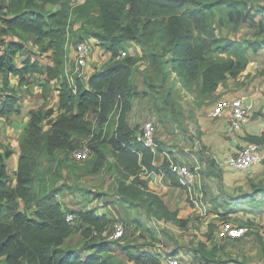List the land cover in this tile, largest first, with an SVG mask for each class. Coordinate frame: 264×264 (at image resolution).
<instances>
[{
  "label": "rangeland",
  "instance_id": "rangeland-1",
  "mask_svg": "<svg viewBox=\"0 0 264 264\" xmlns=\"http://www.w3.org/2000/svg\"><path fill=\"white\" fill-rule=\"evenodd\" d=\"M203 1L211 4L212 11L207 19L216 35L238 43L264 39V33L261 34L264 32V20L263 29L257 21L255 24L245 22L234 26L226 20L228 4L247 2L254 7V11L264 14V0ZM87 2L69 0L73 9L66 38V72L69 76L74 72L77 45L89 41L93 47L84 69L83 81L94 72L105 70L113 61L112 54L96 39H85L86 33L98 32L101 26L99 13ZM58 9V6H47L49 11ZM11 42L24 45L22 52L14 59L18 67L28 59L39 61L43 67L53 65V53L37 45L34 36L9 31L0 22V52H5ZM248 56V68L238 80L231 79L224 85V89H227L224 94L239 92L252 84L260 92L264 90V51L254 53L248 50ZM128 57L134 59L127 94L132 106L129 124L135 134H139L145 124L154 125V140L160 150L158 152L157 149L155 161L158 167L168 161L164 154H169L174 163L191 168L196 175L194 192L199 206L191 202L186 190L174 187L163 175L153 180V175L143 173L140 179L146 184L144 191L158 195L169 210L179 213L178 221L159 220L145 199L138 197L131 189L133 180L125 181L120 176L113 149L104 141L105 135L112 137L115 132L116 112L103 127L99 125L97 116L92 114L88 120L92 122L95 134L103 130L100 141L94 143L105 157L103 166L98 167V155L89 148L91 138L82 140V146L78 149L89 148L90 157L85 161L77 159L74 151H58L54 155L42 152L38 159L39 171L46 178V186L58 193L57 200L64 207L78 212L94 211L108 221L106 228L100 232L93 231L96 241L86 239L84 227L76 223V230L65 247L76 249L86 256L96 253L88 245L104 242L111 252L99 255L104 256L108 264H135L127 260L126 254L137 255L144 251L158 256L162 264H169L170 258H180L182 264H264V192L261 191L264 189V163L250 171L233 172L229 179H224L222 170L202 141L205 134L199 125L200 117L213 109L224 94L202 95L199 90L186 87L167 64L171 54L167 53L163 44L128 42L127 51H123L121 58L115 61ZM212 57L217 60L230 59L227 55L216 53ZM254 64L257 65L255 68ZM75 77L77 74L72 78ZM57 87L56 81L48 84V79L41 75L30 77L24 86H20L18 77H10V89L19 93L20 102L17 113L10 118L0 117V144L4 150L13 152L7 161L12 188L17 186L15 174L19 165L20 145L29 124L30 111L54 109L52 119H57L61 114ZM2 88L3 75H0ZM40 185V181H37V189ZM140 187L142 190L145 186ZM237 198V202H244V205L233 203ZM29 206L31 208V204ZM20 210L26 211L22 205ZM28 212L31 213V209ZM226 225L249 227L252 232L242 240L233 241L221 236V230ZM121 230L123 237L114 240V232ZM210 254L214 255L209 257Z\"/></svg>",
  "mask_w": 264,
  "mask_h": 264
},
{
  "label": "trees",
  "instance_id": "trees-1",
  "mask_svg": "<svg viewBox=\"0 0 264 264\" xmlns=\"http://www.w3.org/2000/svg\"><path fill=\"white\" fill-rule=\"evenodd\" d=\"M87 3L96 8L101 26L98 32L86 33L85 39H96L112 54L113 61L105 70L94 72L85 81L76 78L74 90L66 77V38L73 9L69 0H0V22L6 29L34 36L37 45L53 53L52 66L43 67L39 61L28 59L18 67L14 59L24 49L22 43L11 42L5 52H0V75H3L0 117L10 118L18 111L20 98L17 91L10 89L11 76L19 78L20 86L26 85L35 75L46 77L48 84L56 81L61 111L55 120L52 119L54 109L30 111L29 124L20 145L16 188L10 186L7 163L13 152L4 150L0 144V264H108L107 259L99 255L111 252L104 242L88 245L96 253L86 256L65 247L76 230V223L84 227L86 239L96 241L93 231L100 232L108 221L94 211L78 212L64 207L57 200L58 193L46 186V178L38 166L42 152L51 155L58 151L76 152L82 146V140L87 138H91L89 148L98 155V167L103 166L105 157L94 145L100 141L103 130L95 134L93 124L88 120L92 114L103 127L116 112L115 132L112 137L105 135L104 141L113 149L120 176L125 181L133 180L131 189L145 199L159 220L178 221L179 213L169 210L158 195L145 192V182L140 179L143 173L163 175L174 187L182 188L170 171L169 162L158 167L155 164L158 153L138 143V134L129 124L132 106L127 94L134 59L115 61L127 51L128 42L163 44L171 54L167 64L186 87L195 88L202 95H215L229 80H238L248 68V50L257 53L264 49V39L238 43L216 35L207 19L212 11L211 4L203 0H88ZM49 5L59 9L49 11ZM253 8L247 2H232L228 4L226 20L234 26L257 21L263 29L264 14ZM214 53L227 55L230 59L217 60L212 57ZM248 141L262 143V139L255 137ZM37 181L41 184L38 189ZM140 186L145 187L141 190ZM237 200L233 203L244 205ZM21 205L26 211L20 210ZM69 215L75 216L73 223L68 222ZM126 255L127 260L135 264H162L158 256L148 251Z\"/></svg>",
  "mask_w": 264,
  "mask_h": 264
},
{
  "label": "built area",
  "instance_id": "built-area-1",
  "mask_svg": "<svg viewBox=\"0 0 264 264\" xmlns=\"http://www.w3.org/2000/svg\"><path fill=\"white\" fill-rule=\"evenodd\" d=\"M92 50L93 47L89 41H82L76 47L75 64L73 68L74 72L72 76H69L68 72H66V77L74 87V90H76L75 79L79 78L82 80L84 77V69L87 66ZM74 74H77V77L72 78ZM247 101L248 98L246 96H239L233 99H221L218 103H216L210 117L212 119L227 118L230 121L231 128L234 131H239L252 116V107L246 104ZM155 133L156 129L152 123L145 124L141 132L137 135L136 140L138 143L143 144L145 147L151 149L152 152L156 153L158 147L154 140ZM74 156L82 161L87 160L90 157L89 148L86 147L82 150L74 152ZM164 156L169 162L170 171L176 176L181 187L187 191L191 202L194 205L199 206L196 196L197 194L194 192L196 185L195 173L186 165L174 163L170 159L169 154H164ZM263 162L264 150L262 146L260 144L248 143L236 154L227 158L225 163L234 171L242 173L256 168L257 166L263 164ZM67 220L68 222L73 223L75 216L69 215ZM251 232L252 229L249 227H233L226 225L221 230V236L229 239L242 240L250 235ZM123 234V230H121V232H114L113 239L119 240L123 237ZM168 263L182 264L180 258H170Z\"/></svg>",
  "mask_w": 264,
  "mask_h": 264
},
{
  "label": "crops",
  "instance_id": "crops-1",
  "mask_svg": "<svg viewBox=\"0 0 264 264\" xmlns=\"http://www.w3.org/2000/svg\"><path fill=\"white\" fill-rule=\"evenodd\" d=\"M261 51H264V49L258 51V53ZM93 61H95L94 58ZM256 66L257 65L254 64L253 68ZM57 88L60 95L59 87ZM233 90H236V88H233ZM240 90L241 91L239 92H230L224 94L227 89L222 88L215 95H220L223 93L224 96L222 99H233L239 96H246L248 100H251L250 106L252 107V116L250 120L244 124L241 130L234 131L231 128L230 121L227 118L212 119L210 114L213 109L208 110L205 116L202 115L199 121L201 130L205 134L202 137L204 146L207 147V149L212 154L215 162L217 163L215 164L222 170L224 179H229V176L233 172L237 173L225 162L227 158L236 154L243 146L251 143L248 141V138L255 137L262 139V143L260 145L264 150V90L260 92L259 88L253 84L249 85L248 88H243ZM262 165L263 164L257 167Z\"/></svg>",
  "mask_w": 264,
  "mask_h": 264
},
{
  "label": "water",
  "instance_id": "water-1",
  "mask_svg": "<svg viewBox=\"0 0 264 264\" xmlns=\"http://www.w3.org/2000/svg\"><path fill=\"white\" fill-rule=\"evenodd\" d=\"M246 104L250 106L251 105V100H248L246 102ZM155 178H156V175L153 174L152 179L154 180Z\"/></svg>",
  "mask_w": 264,
  "mask_h": 264
}]
</instances>
